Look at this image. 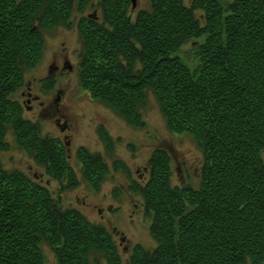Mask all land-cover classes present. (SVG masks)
<instances>
[{
    "label": "trees",
    "instance_id": "obj_1",
    "mask_svg": "<svg viewBox=\"0 0 264 264\" xmlns=\"http://www.w3.org/2000/svg\"><path fill=\"white\" fill-rule=\"evenodd\" d=\"M148 1L134 17L132 0H0V152L9 131L61 189L77 184L62 143L23 118L14 95L41 60L43 30L99 6L102 22H80V87L139 128L152 94L168 130L192 137L204 158L198 186H176L170 152L154 149L150 177L129 189L142 196L155 246L138 243L128 264H264V0ZM188 43L192 67L179 55ZM76 153L99 188L101 154ZM44 246L56 264H122L107 227L0 157V264H48Z\"/></svg>",
    "mask_w": 264,
    "mask_h": 264
},
{
    "label": "rangeland",
    "instance_id": "obj_2",
    "mask_svg": "<svg viewBox=\"0 0 264 264\" xmlns=\"http://www.w3.org/2000/svg\"><path fill=\"white\" fill-rule=\"evenodd\" d=\"M148 3V0H136L135 7L136 9H144L147 8ZM92 8L87 5L83 8L82 13L74 9V17L72 16L68 20V25L59 24L51 29L43 30L44 50L41 60L30 71H27L24 77L26 83L31 82V91L40 94L41 100L45 101L44 109L41 111L42 114H37L35 107L29 111L24 108L20 91L14 95V98L22 104V116L38 123L39 132L43 136L48 135L55 138L61 134L52 122L53 116L58 114L54 104L56 92L58 90L68 91L67 88L70 85L83 90L84 96L74 97L75 92L73 91H68L65 96L67 103L70 105L69 112L75 114L71 117L77 120V133L71 137L66 147L68 149V163L72 166L79 182L72 188L61 189L46 174L43 166L35 163L32 155L16 145L14 136L9 131L5 134V141L9 146L0 152V157L2 167L8 170L18 169L29 177L35 174L36 179L49 188L51 195L59 198L62 206L73 207L90 222L107 227L118 244L117 248L121 255L122 264H128V256L135 245L139 243L149 248L155 246V242L149 233L150 218L145 215L142 196L140 193L129 189V186L135 184L134 182L145 184L149 172L141 169L149 164L148 159L154 149L157 147L165 148L170 152V181L176 186L189 185L197 187L200 182L199 178L204 158L201 148L192 137L186 133L174 134L168 130L160 108L152 94H147V101L143 108L145 125L141 128L133 127L129 126L126 120L113 108L108 107L99 100L101 104H92L86 98L87 96L90 97V94L80 87L78 70L70 76H67V74L60 75L59 72L47 73V67L51 65L53 59L58 61L64 55L73 66H78L79 53H73L79 46L75 21L83 15L94 13ZM97 15H101V12L98 11ZM192 46L193 43H188L179 52L181 59L189 67H192L195 63L192 58ZM65 50L66 54L51 56L55 51L59 53ZM43 76L44 79L48 77L50 81L39 88L37 87L40 83L38 78H43ZM102 122L105 124V129L111 136L112 141H114L109 151L101 140L100 134L97 135L93 129L95 124ZM82 146L90 152L101 154L104 163H106V175L99 182V188L97 189L90 185L84 174H82L81 164L76 153L78 148ZM114 161L123 162L126 170L116 168ZM137 168L140 169L139 172L136 171ZM98 208H101L102 217L97 211ZM121 237H123L122 240ZM43 252L48 264H56L53 252L48 247L44 246Z\"/></svg>",
    "mask_w": 264,
    "mask_h": 264
},
{
    "label": "flooded vegetation",
    "instance_id": "obj_3",
    "mask_svg": "<svg viewBox=\"0 0 264 264\" xmlns=\"http://www.w3.org/2000/svg\"><path fill=\"white\" fill-rule=\"evenodd\" d=\"M89 7L92 8L91 6H89ZM92 9H93L94 13L83 15V17H85L86 19L90 20V15H95L93 21L98 22V23L102 22L103 17H102V12H101L100 7L99 6H95ZM130 10H131L132 16L135 17L137 15V12L140 9L139 8L136 9V7L132 8V6H131ZM98 11L101 12V15H97ZM83 17H80V18L76 19V21H75V24H76V26H75L76 28L75 29H76L77 41H79V44H78L79 46H77V49L74 50L73 53H80V51H81V46L82 45H81V41H80L79 29H80V26H81L80 22L82 21ZM66 53H67L66 50L65 51H60L59 53L58 52L56 53V51H55V52H53L51 54V56L52 55H63V54H66ZM78 68L79 67L78 66L76 67V65L73 66L72 63L69 61V59L64 55L62 57V59H59L58 61L53 59V61L51 62V65L47 67V73L50 74V73H53V72L54 73L55 72H59L60 75L64 76L65 74H67V76H70L71 74H75L77 72ZM38 79H40V83L37 86L39 88H41V86H45L50 81L48 79V77L44 79V76H43V78L40 77ZM43 82H44V84L42 85ZM30 85H31V82H28V83H26V85H23L22 88L20 90H18V91H20V97H21L22 104H24V108H26L29 111V110H33V108L35 107L37 109L36 112L38 114V113H41V111L44 109L45 101L41 100V95L40 94H37V93H34L33 91H31V86ZM67 89H69L68 91L75 92L74 97L80 96V95L84 96V94H85L83 92V90L79 89L77 86L74 87L73 85H70V87H68ZM68 91L67 90H65V91L64 90H58L56 92V97H55L54 104H55V110L58 112V114L53 116L52 122L54 123L55 127H57L58 131L61 132V134L59 136H56L55 138L54 137H50V138H53V139L57 140L59 143H62V145L64 146V149H65V154L67 156V161H68V154H67L68 149H67L66 146H67V144H69V141H70L71 137L74 136L77 133L76 132L77 120L76 119H72V117H71V115L75 116V114L69 112L68 109H69L70 105L67 103V100L65 98V96L67 95ZM86 98L92 104H98V103L101 104V102L96 101L95 99H92V98H90L88 96ZM22 104H21V106H22ZM27 120H29V119H27ZM101 126L105 129V124L103 122L99 123V124H95L94 127H93V129H94V131L96 132L97 135H99V131H97V130H99V127H101ZM43 168L45 169V172H46V168L44 166H43ZM29 169L31 170L32 168L30 167ZM139 170L140 169L137 168L136 171L139 172ZM141 170L149 172L148 178L150 177L151 171H150V168H149V164L147 166L142 167ZM46 174H48V173L46 172ZM74 175H75V172H74ZM48 176H50V175H48ZM33 177L35 179L37 178L35 176V174H33ZM76 178H77V175H76ZM53 180L57 183V185H59V181H56L55 179H53ZM77 182H79L78 178H77ZM47 184H48V182H47ZM97 211H98V213L101 216V208H98ZM122 239H123V237H121V240Z\"/></svg>",
    "mask_w": 264,
    "mask_h": 264
},
{
    "label": "water",
    "instance_id": "obj_4",
    "mask_svg": "<svg viewBox=\"0 0 264 264\" xmlns=\"http://www.w3.org/2000/svg\"><path fill=\"white\" fill-rule=\"evenodd\" d=\"M135 4H136V0H132V8L135 7Z\"/></svg>",
    "mask_w": 264,
    "mask_h": 264
}]
</instances>
